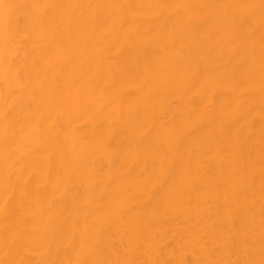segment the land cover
<instances>
[{
  "label": "bare ground",
  "instance_id": "1",
  "mask_svg": "<svg viewBox=\"0 0 264 264\" xmlns=\"http://www.w3.org/2000/svg\"><path fill=\"white\" fill-rule=\"evenodd\" d=\"M0 264H264V0H0Z\"/></svg>",
  "mask_w": 264,
  "mask_h": 264
}]
</instances>
